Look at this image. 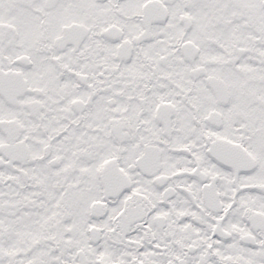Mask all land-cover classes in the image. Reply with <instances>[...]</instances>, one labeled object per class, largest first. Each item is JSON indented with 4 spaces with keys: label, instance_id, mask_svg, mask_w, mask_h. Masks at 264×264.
<instances>
[{
    "label": "snow or ice",
    "instance_id": "snow-or-ice-1",
    "mask_svg": "<svg viewBox=\"0 0 264 264\" xmlns=\"http://www.w3.org/2000/svg\"><path fill=\"white\" fill-rule=\"evenodd\" d=\"M0 264H264V0H0Z\"/></svg>",
    "mask_w": 264,
    "mask_h": 264
}]
</instances>
